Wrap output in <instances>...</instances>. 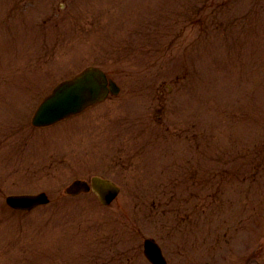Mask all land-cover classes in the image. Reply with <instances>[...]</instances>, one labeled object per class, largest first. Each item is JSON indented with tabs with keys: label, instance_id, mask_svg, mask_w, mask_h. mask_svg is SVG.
Instances as JSON below:
<instances>
[{
	"label": "rangeland",
	"instance_id": "1",
	"mask_svg": "<svg viewBox=\"0 0 264 264\" xmlns=\"http://www.w3.org/2000/svg\"><path fill=\"white\" fill-rule=\"evenodd\" d=\"M17 1L0 0V264H150L144 236L169 264H264V0ZM92 64L118 95L32 130ZM93 174L120 185L111 204L63 193Z\"/></svg>",
	"mask_w": 264,
	"mask_h": 264
},
{
	"label": "water",
	"instance_id": "2",
	"mask_svg": "<svg viewBox=\"0 0 264 264\" xmlns=\"http://www.w3.org/2000/svg\"><path fill=\"white\" fill-rule=\"evenodd\" d=\"M106 78L97 68L90 67L70 80L58 84L51 95L46 97L39 105L34 117L33 124L41 125L53 122L71 113L81 110L84 106L101 98L107 88ZM112 90L115 86L110 82ZM92 187L99 192L104 203L109 202L116 194L118 188L108 180L99 177L92 178ZM88 185L80 180H75L66 189L69 193H77L80 190H87ZM8 203L13 206L30 208L37 203L46 202L44 193L38 195L10 197ZM147 255L155 261V264H164L152 241L145 242ZM158 252V253H157Z\"/></svg>",
	"mask_w": 264,
	"mask_h": 264
}]
</instances>
